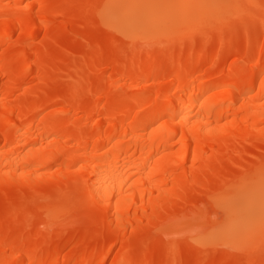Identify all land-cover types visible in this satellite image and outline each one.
Here are the masks:
<instances>
[{"label": "bare ground", "instance_id": "6f19581e", "mask_svg": "<svg viewBox=\"0 0 264 264\" xmlns=\"http://www.w3.org/2000/svg\"><path fill=\"white\" fill-rule=\"evenodd\" d=\"M243 1L0 0V264H264V0Z\"/></svg>", "mask_w": 264, "mask_h": 264}, {"label": "rangeland", "instance_id": "374dc122", "mask_svg": "<svg viewBox=\"0 0 264 264\" xmlns=\"http://www.w3.org/2000/svg\"><path fill=\"white\" fill-rule=\"evenodd\" d=\"M255 2L256 0H251L249 3H246L247 4V8L248 10L254 14V12H256L259 8H262V7H256L255 6ZM238 5V9L244 5V1L242 0V2L240 4H237ZM261 6H264V5H261ZM91 8V7H90ZM90 8L87 9L86 13H87V17H88V23L91 24V18L93 17V10H89ZM237 17V15L234 13V14H231V16L229 17V20L232 21L234 20L235 18ZM214 28L212 29H209L211 31H213ZM106 35V31L105 29L103 28H100L99 30V36L100 37H104ZM194 35H197L198 37H202L203 36V31H200V32H197L195 33ZM110 40L112 41L111 45L113 47V49L115 51H118L121 55H123V57L120 58L123 59L126 55L129 54V52L131 51L132 47H130L129 43L122 39L120 36L118 35H115V34H108ZM184 37L183 34L181 36V38ZM157 47V43L156 44H153L150 46V48L147 49V51H152L154 50L155 48ZM208 51L210 52L211 51V47L208 49ZM230 61V60H229ZM167 80V76H164L162 77L159 82L160 83H163ZM235 171L237 172L238 171V168L235 169ZM79 200V199H78ZM214 220V216H212L211 214V210H209L206 214V218L203 219V222H202V229L206 228L208 225H209V222L210 221H213ZM185 239H182L180 240V242H183ZM179 242V241H178ZM174 244V241H171L169 239H165L163 242H162V246H163V250L166 251L168 250L172 245ZM260 254L262 257H264V248H262L260 250ZM232 264H249V255L248 254H240V253H236L235 254V258L232 260Z\"/></svg>", "mask_w": 264, "mask_h": 264}, {"label": "snow or ice", "instance_id": "6c2138e0", "mask_svg": "<svg viewBox=\"0 0 264 264\" xmlns=\"http://www.w3.org/2000/svg\"><path fill=\"white\" fill-rule=\"evenodd\" d=\"M226 7H231V6H226ZM238 7V6H237ZM264 184V182H262ZM261 228L264 230V186H262V191H261Z\"/></svg>", "mask_w": 264, "mask_h": 264}]
</instances>
